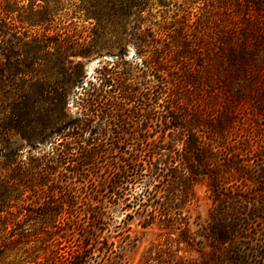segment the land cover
Instances as JSON below:
<instances>
[{"label": "rangeland", "instance_id": "obj_1", "mask_svg": "<svg viewBox=\"0 0 264 264\" xmlns=\"http://www.w3.org/2000/svg\"><path fill=\"white\" fill-rule=\"evenodd\" d=\"M38 3H49V8L37 7L28 16L25 11ZM47 3L0 0V11L10 16L0 21V149L15 168L10 179L3 176L0 181L10 197L4 209L17 213L24 208L23 213H31L25 208L43 205L33 212V218L25 225V237L8 251L4 264H47L56 252L87 243L86 247H95L96 255L100 247L113 248L102 264H264L262 49L250 53L256 54L261 65L256 75L245 66L231 78L236 85L224 87L223 92L216 85L207 92L190 87L173 91L177 95L175 102L181 101V112L191 118L196 131L220 150H205L201 162L195 161L194 169L187 170L191 184L169 181L171 176L151 182L145 171L140 181L148 184L152 195L145 199V206L132 203L124 209L115 208L116 202L106 190L114 163L121 155L136 153L148 158L163 151L168 146L163 143L167 144L170 138L168 134L165 140L161 137L165 125L158 112L152 113L151 118L146 115L148 87L155 85L159 89L162 84L159 74L152 72L150 41L143 43L137 38L150 27V34L155 32L163 21L175 25L173 28L187 37L202 34L208 39L216 38L226 32L230 19L238 22L236 17L245 10L237 6L228 10L227 5L212 0H149L140 12L139 36L133 29L137 22L134 15L108 16L96 0ZM185 9L189 11L186 16ZM38 10L42 11L36 15ZM26 16L36 21L23 22ZM39 19L42 22H37ZM204 21L209 24L204 26ZM45 27H50V35L55 28L68 27L70 34L75 32L85 42L84 53L70 56L71 62L63 65L52 44L51 53L34 60L32 52L37 45L31 42L45 33ZM15 61H21L23 73L14 72ZM7 69L13 71L12 76ZM102 74L113 79V85H119L121 80L128 93L134 90L141 95L120 103L109 120L103 119L109 112L107 105L89 110L88 124L104 123L90 135L85 129L75 128L83 118L78 101L83 97L82 88L90 81L100 86ZM63 90L70 91L66 97ZM10 92L15 93L12 98L7 96ZM255 93L257 101L248 99ZM207 95H215L216 101ZM50 105L57 109V125L69 127V134L61 137L52 128L42 133L41 126L35 124L46 115L31 108L47 109ZM199 116L207 118L201 121ZM178 134L174 132V137ZM31 135L33 142L28 140ZM118 139H123L122 143ZM55 145L62 155L47 163L42 156ZM183 147L184 140L178 139L177 148L182 151ZM90 197L98 202L93 204L87 200ZM9 205L13 207L10 209ZM95 211L105 214L97 228H93L95 213L90 215ZM86 227L92 236L84 232Z\"/></svg>", "mask_w": 264, "mask_h": 264}, {"label": "trees", "instance_id": "obj_2", "mask_svg": "<svg viewBox=\"0 0 264 264\" xmlns=\"http://www.w3.org/2000/svg\"><path fill=\"white\" fill-rule=\"evenodd\" d=\"M47 1L48 0H46V3ZM188 1L196 3L199 0ZM212 1L227 5L226 8L228 10L234 9L235 6L243 8L245 13L236 17V19H238L236 23L232 21L233 19H230L225 27V33H222L216 38L210 36L208 39L202 34L200 36L192 34L187 37L186 33L178 31V28H173L175 25H171V23H167L166 21L158 24V29L155 32L150 34V32H152L150 30L153 29V27H150L144 30V34L141 36L142 30L138 25L139 16L141 10L148 4L149 0H96L98 5L108 16L113 15L119 18L134 15L137 22L133 29H136V35L141 36L137 38V40L143 43L150 41L151 46L148 51L150 53V59H152L154 63L153 67H151L152 72H154L156 76L159 74L158 78L160 79L158 80L160 84H162V87L159 89L156 88L155 85H150L148 87V107L146 109V115L147 118H151L150 115L152 113L158 112L162 123L165 125L161 137L164 138V140L167 134L170 137L167 144L163 143V145L168 146L165 148L163 147V151H159L156 155L152 153L148 155V158L143 159L140 158L141 155L136 153L124 154L115 161L113 166L114 173L108 181L106 189L110 191L112 198H114V202H116L115 208L121 207L124 209L126 207H131L132 203H134L133 206L146 205L144 203L145 199H148L149 196L152 195V191L147 183L143 185L141 183L142 181H140V178L145 175V171L149 172L151 182L157 179L161 181L162 176H171L169 181L172 180L173 182L191 184L192 178L190 179L188 177L187 170L190 168L194 169V162H201L205 150H210L212 153H218L220 151L218 147L214 146L212 143L206 142L205 137H203L199 131H196V127L193 126L191 118L186 116L184 112H181L183 109L181 106L182 103L181 101L175 102L174 99H176L177 95L173 93V91L179 89V87H187L188 90H190V88H198L202 92H207L211 87L216 85L217 87L220 86L218 89L223 92L224 87L229 89L232 85H236V82L231 78L242 71L245 66H247L248 69L252 68L254 75H256L257 67L261 66L258 63L259 60L256 58V54L252 53L251 55L250 53L252 50L256 52V50L260 51L261 49L264 52V15L262 13L264 9V0ZM47 4H35L34 7L29 9V11H25V13L29 16L28 13H33L34 9L37 7L47 9L49 8ZM39 11L42 10H38L36 15L41 13ZM183 12L186 16L189 11L185 9ZM3 13L5 17L2 16ZM28 16H26L23 22L30 23L33 20L29 19ZM9 17L6 11H0V21H5ZM33 21H36V19ZM185 21L186 23L184 24L187 27L189 23H187V19H185ZM37 22H42V20L39 19ZM203 24L207 26L209 23L204 21ZM0 30H2V28H0ZM50 30V27H45V33L41 36H35L32 39L31 43L37 45L32 52L34 60H40L41 55L51 53L52 44L55 45L54 49L56 55L61 57L59 63L63 65L71 62L68 61L70 56L84 53L83 46L85 42L82 41L75 32L70 34L68 27L55 28V33L52 35L49 34ZM26 34V37H28V33ZM263 57L261 59L264 64ZM20 62L15 61L12 65L15 73H23L24 67L19 64ZM31 63L33 62L31 61ZM10 70L11 69H7L12 76L13 71ZM99 79L101 80L99 87H97L93 81H90V83L87 84L88 86L82 88L83 91L81 94L83 97H80L78 101L82 109L83 118L79 122L80 127L77 125L75 128L85 129L86 132H90V135L96 133V128L100 123H104L103 121L100 123L97 122L96 126L88 124L90 118L89 110H92L94 107L102 108L103 105H107L106 109L109 110V112L103 115V119L109 120L112 117V111L117 109L120 103H123L126 99H130V97L137 98L138 94L141 95L134 90L128 93L121 80L118 81L119 85H113V79H109L106 75L102 74ZM114 87L115 90H113ZM240 90H242V88H240ZM63 91L65 97L70 92L68 90ZM14 95L15 93L13 92L7 94L9 98H12ZM106 95L109 96L105 101ZM257 96L256 93L251 94L248 96V99L254 100L255 102L257 101ZM206 98H211L213 101H216L215 95H207ZM50 107L51 105L47 109L44 107L37 108L35 106L31 108V111L36 109H38L39 112L44 111L46 115V117H39L35 121V124L41 126L42 133H44L46 129L52 128V131H57L61 134V137L69 134L66 133L69 127L62 124L57 125V117L55 115V113L57 114V109H51ZM65 107L66 104L64 105V108ZM198 110L201 111L202 108ZM14 111L17 112L15 108ZM199 117L201 121L207 118H203V116ZM56 126L57 128L54 129ZM124 127L125 126H121V129H124ZM174 132L179 133L176 138L174 137ZM33 139L34 137L32 135L28 137L30 142H33ZM178 139L184 140L182 151L177 148ZM122 140L118 139V142L122 143ZM51 148L52 149L49 148L46 150L44 153L45 155L42 156L43 159L47 160V163L55 162L56 159L62 155V152H59L58 145ZM12 164L13 162L10 161L9 156L5 155L0 149V181L3 180V176L10 179L9 174L15 172V168H13ZM4 166H7L10 171ZM18 169H20V167H18ZM169 172L171 175H166ZM173 172L175 174H172ZM138 186L142 187L137 190ZM65 191L70 193L67 188H64V192ZM9 198V195L5 194L0 185V264L5 263V258L8 257V251L25 237V225L33 218V212L43 207L41 203L37 207L32 204L31 208L34 209L25 208V210L31 213H23L24 208H21V211L15 213L12 210L4 209L6 208V203ZM87 200L93 204L98 202L94 201L96 199L93 197H90V199L87 198ZM72 202V208L74 209V207H76L75 201ZM8 207L11 209L13 205H9ZM92 213H95L93 217V228H97L98 222L99 224H101V222L103 223L105 214L104 211L91 212L90 215H92ZM127 216H129V214ZM71 221V217H69V222L71 223ZM62 225L63 224H61L60 227H62ZM70 226L72 227V225ZM84 232L91 236L93 234L90 232L89 228L84 229ZM99 242V240L96 241V243ZM88 245L89 243L69 251L56 252L52 257L48 258L47 264H102L105 259L114 252L113 248L107 245L106 250L103 249L104 247L98 248L100 253L96 255L95 247L88 248L86 247Z\"/></svg>", "mask_w": 264, "mask_h": 264}]
</instances>
